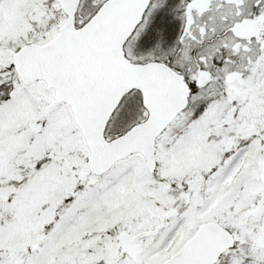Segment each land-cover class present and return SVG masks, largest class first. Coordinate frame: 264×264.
I'll use <instances>...</instances> for the list:
<instances>
[{"label":"snow or ice","instance_id":"6c2138e0","mask_svg":"<svg viewBox=\"0 0 264 264\" xmlns=\"http://www.w3.org/2000/svg\"><path fill=\"white\" fill-rule=\"evenodd\" d=\"M0 264H264V0H0Z\"/></svg>","mask_w":264,"mask_h":264}]
</instances>
